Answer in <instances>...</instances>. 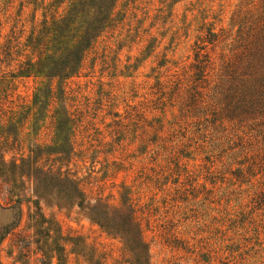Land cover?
Masks as SVG:
<instances>
[{"label": "rangeland", "instance_id": "374dc122", "mask_svg": "<svg viewBox=\"0 0 264 264\" xmlns=\"http://www.w3.org/2000/svg\"><path fill=\"white\" fill-rule=\"evenodd\" d=\"M28 1L0 0V47L14 26L19 35L24 24L29 31L34 18L35 22L41 20L42 10ZM116 14V27L104 35L87 58L81 76L74 79L81 108L85 111L89 105L97 118L93 121L96 126L90 127V139L77 133L71 167L85 177L102 180L107 176L101 183L106 195L118 196L123 188L134 187L135 196L151 210L150 224H144L150 264H264V203L259 207L252 203L264 193V170L256 168L258 175H246L245 180L232 174L253 163L260 166L264 160V125L225 119L223 126H197L196 113H188L184 106L197 45L210 30L218 36L206 49L212 65L203 92L205 102L211 103L221 97L228 63L245 54L248 45L253 47V38L263 25L258 22L264 18V0H118ZM103 54L107 56L105 66L100 60ZM2 70L8 73L12 69L4 64ZM175 78L183 82L181 91L172 102L167 98L158 101L157 83L167 85ZM39 82L33 77L16 79L15 105L31 102ZM11 101V97L4 101V109ZM134 113L143 114L155 128L164 127L160 135L168 146L185 150L182 162L197 186L198 198L189 196L187 202L175 203L178 206L173 208L169 201L174 200L182 182L175 185L171 180L156 188L141 178L144 169L151 174V168L166 166L169 160L159 150L163 144L148 142L154 135L151 127L141 122L136 129L134 118L125 119ZM0 118L7 119L1 113ZM118 121L128 125L125 140L97 147L102 139L112 143L114 137L109 134ZM51 138L52 133L44 129L25 145L35 140L50 143ZM33 195L31 191L26 194V200L32 201L20 207L19 218L0 208V264H134L132 253L123 250L119 238L113 239L93 223L90 212L60 210L53 200L43 202L41 212L32 203L36 200ZM244 215L255 223L229 228L228 219L239 220ZM94 216L105 218L103 213ZM61 248L64 252L59 261Z\"/></svg>", "mask_w": 264, "mask_h": 264}, {"label": "trees", "instance_id": "16d2710c", "mask_svg": "<svg viewBox=\"0 0 264 264\" xmlns=\"http://www.w3.org/2000/svg\"><path fill=\"white\" fill-rule=\"evenodd\" d=\"M117 2L118 0H29V5L38 6L42 10L41 20L35 22L34 18L29 31L24 24L19 35L15 33L14 26L5 45L0 47V113L7 117L4 122L0 118V138L4 140L0 144V206L15 210L19 218L20 207L32 201L26 200V194L31 191L34 194L32 198H36L32 203L41 212L42 203L50 200L60 210H87L93 223L113 239H120L123 250L132 253L134 264H150L144 224H150L151 210L148 205L143 204L141 198L135 196L134 187L123 188L118 196L106 195L105 184L102 186L101 183L107 176L97 180L92 175L85 177L71 167L70 157L76 149L77 133L90 139V127L96 126L93 121L97 118L96 113L90 112L94 109L89 105L85 111L81 108V102L73 89L74 79L81 76L87 58L96 51L104 35L116 27ZM258 23L263 25L259 34L253 38V47L249 49L248 45L245 54L225 67L223 77L226 81L221 83V97L215 98L211 103L205 102L203 92L206 89L204 84L208 83L207 70L212 65L206 49L218 40V36L210 30L200 45H197L191 66L192 85H188L189 88L186 89L187 99L184 102L188 113H196L193 116L198 118L197 126L205 123L212 126L220 123L219 126H223L225 119L239 124L260 121L259 125H264V18ZM100 60L104 66L108 64L106 54ZM4 64L12 70L4 72ZM32 77L40 79L33 100L27 104L15 105L13 97L17 90L16 79ZM225 84L228 85L227 89L223 88ZM182 85L179 78L167 85L157 83L155 94L159 95L158 101L167 98L172 102ZM10 90L11 93L8 94ZM8 97L12 101L6 110L4 101ZM198 115H203L204 118L199 120ZM132 118L136 129L140 128L141 122L153 129L154 135L148 142L159 147L163 144L159 150H163L169 160L166 166L151 168V174L145 173L144 169L141 178L151 182L150 185L156 188L162 183L161 186H167L171 180L175 185L182 182V187L176 190L174 200L169 201L173 208L178 206L175 203L187 202L189 196L198 198L197 186L194 185L187 165L182 162V157H186L185 150L178 145L168 146L167 139L160 135L164 127L151 126L152 123L143 114L134 113L125 117L126 120ZM44 129L52 133L50 143L35 140V143L25 145V141H30L32 135H37ZM128 130V125H123L121 121L114 122L109 134V137H114L112 143H104L102 139L97 147L121 143ZM95 134H98V130ZM95 152L98 153L97 150ZM157 152L159 151L156 150L155 153ZM240 165L244 166V163ZM258 165L260 166L250 164L246 170L239 168L232 174L240 180L247 179L246 175L256 177V168L264 170V160ZM89 171L91 174L95 173L94 170ZM167 202L164 201L166 204ZM252 203L257 207L261 206L264 203V193H260ZM99 213H103L105 218L94 216ZM247 216L244 215L239 220L228 219L229 228H243L246 222L250 225L255 223L252 217ZM244 241L247 243L248 239ZM238 248L241 249L239 246ZM63 252L62 248L58 250L59 261L63 258Z\"/></svg>", "mask_w": 264, "mask_h": 264}, {"label": "water", "instance_id": "95a60500", "mask_svg": "<svg viewBox=\"0 0 264 264\" xmlns=\"http://www.w3.org/2000/svg\"><path fill=\"white\" fill-rule=\"evenodd\" d=\"M0 208L3 209V210H9V211H12L13 213H16V211L13 210V209L4 208L2 206H0ZM16 215H17V213H16ZM15 219H16V217H15Z\"/></svg>", "mask_w": 264, "mask_h": 264}]
</instances>
